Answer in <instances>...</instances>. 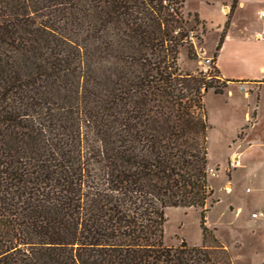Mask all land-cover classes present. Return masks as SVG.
I'll use <instances>...</instances> for the list:
<instances>
[{
  "label": "trees",
  "instance_id": "obj_1",
  "mask_svg": "<svg viewBox=\"0 0 264 264\" xmlns=\"http://www.w3.org/2000/svg\"><path fill=\"white\" fill-rule=\"evenodd\" d=\"M184 3L0 0V264H233L163 244L166 210L201 209L205 240L218 201L204 96L226 82L181 72Z\"/></svg>",
  "mask_w": 264,
  "mask_h": 264
},
{
  "label": "rangeland",
  "instance_id": "obj_2",
  "mask_svg": "<svg viewBox=\"0 0 264 264\" xmlns=\"http://www.w3.org/2000/svg\"><path fill=\"white\" fill-rule=\"evenodd\" d=\"M202 1L185 0L183 12L187 14L194 11ZM204 33V26L196 25V39L192 40L196 51L195 60L187 58L186 47L180 51L178 65L182 73L202 72L210 76L218 75L213 69L214 63L210 66L206 63V59L209 58L211 61L212 57L206 55L203 48L209 53L212 49L214 53L219 37H216L215 27L211 26L203 43ZM250 41L247 51L250 53H247L248 58L264 50L263 42L256 39ZM221 83L219 81L216 85L221 86ZM225 89H223V93ZM231 89L234 93L230 98L226 94H214L211 89L204 96L209 126L207 130L209 184L214 192L212 200H218L214 203L209 201L204 208L205 226L209 234L203 240L199 225L201 209H168L165 212L163 244L168 247H176L182 241L189 246H200L203 242L205 245L219 244L227 249L233 264H264V245H251L252 239L249 231L242 227L239 221L234 220V215L229 211L230 206H233L234 209L241 206L243 217L248 209L264 206V148L254 146L245 150L242 157L243 166L232 169V155L237 154L233 153L236 145L235 140H237V126L243 119L245 101L235 87ZM259 108L262 120L256 127L254 136L264 142V87L260 95ZM228 177L233 186L231 194L226 193L225 188V186L227 188L230 186L226 184ZM246 187L251 189L250 193H245ZM235 243L239 245H235Z\"/></svg>",
  "mask_w": 264,
  "mask_h": 264
},
{
  "label": "crops",
  "instance_id": "obj_3",
  "mask_svg": "<svg viewBox=\"0 0 264 264\" xmlns=\"http://www.w3.org/2000/svg\"><path fill=\"white\" fill-rule=\"evenodd\" d=\"M233 1L203 0L189 14H196L199 24L205 28L203 43L211 26L216 29V37H220L224 25L228 24L214 66L221 80L226 82L225 92L221 95L226 94L229 98L232 97L234 91L231 88L235 87L245 101L243 119L237 126V140H235L236 145L233 150V153H237L239 160V167L232 166V169H236L243 166L242 157L245 150L254 146L264 148V142L254 136L255 129L262 120L259 114V102L264 87V50L251 58H248L250 53L247 52L250 40L255 39L258 33L264 31V19L258 14L264 8V0H236L235 5L232 6ZM203 52L208 56H213L212 49L209 53L203 48ZM226 184L230 185L229 188L225 186L226 193L231 194L233 186L229 177L226 179ZM250 192L251 189L246 187L245 193ZM229 211L234 215V220L239 221L240 225L249 231L252 239L251 245H264V206L248 209L243 217L241 206L235 209L230 206ZM254 212H261L263 216L252 218L251 214ZM235 245L239 244L235 243Z\"/></svg>",
  "mask_w": 264,
  "mask_h": 264
},
{
  "label": "built area",
  "instance_id": "obj_4",
  "mask_svg": "<svg viewBox=\"0 0 264 264\" xmlns=\"http://www.w3.org/2000/svg\"><path fill=\"white\" fill-rule=\"evenodd\" d=\"M258 14H259V17H260V18L264 19V8H262V9L259 11ZM194 35H195V33H194L193 31H191V32H189V35H188V36H189V38H190L191 40H193ZM255 39L258 40V41H263V42H264V31L258 33V34L255 36ZM206 63H207L208 65H210V60H209V59H206ZM232 164H233V166H238V164H239V160H238V157H237L236 155H234L233 158H232ZM258 216H263V215H262L261 212H259V213H258V212H254V213L251 214V217H252V218H257Z\"/></svg>",
  "mask_w": 264,
  "mask_h": 264
}]
</instances>
